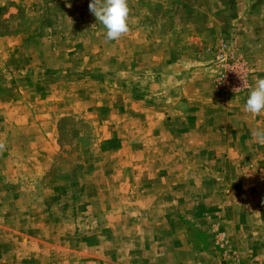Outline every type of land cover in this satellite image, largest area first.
Wrapping results in <instances>:
<instances>
[{"label":"rangeland","instance_id":"obj_1","mask_svg":"<svg viewBox=\"0 0 264 264\" xmlns=\"http://www.w3.org/2000/svg\"><path fill=\"white\" fill-rule=\"evenodd\" d=\"M90 2L0 0V264H264V0Z\"/></svg>","mask_w":264,"mask_h":264},{"label":"clouds","instance_id":"obj_2","mask_svg":"<svg viewBox=\"0 0 264 264\" xmlns=\"http://www.w3.org/2000/svg\"><path fill=\"white\" fill-rule=\"evenodd\" d=\"M89 11L105 27L107 41L118 40L130 30L128 0H91ZM244 111L253 117L264 115V79H257L256 86L250 90ZM253 137L258 143L264 144V130L255 131Z\"/></svg>","mask_w":264,"mask_h":264},{"label":"built area","instance_id":"obj_3","mask_svg":"<svg viewBox=\"0 0 264 264\" xmlns=\"http://www.w3.org/2000/svg\"><path fill=\"white\" fill-rule=\"evenodd\" d=\"M236 72H237V81L240 85L239 88L243 87L246 84V71L242 64H236ZM230 70L228 72L221 71L219 74V82L228 83L227 81L231 78Z\"/></svg>","mask_w":264,"mask_h":264}]
</instances>
